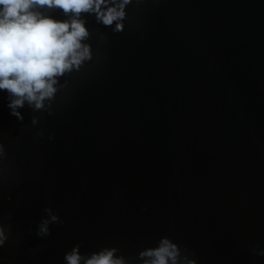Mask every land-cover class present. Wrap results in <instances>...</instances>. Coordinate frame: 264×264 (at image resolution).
<instances>
[{
    "label": "water",
    "instance_id": "1",
    "mask_svg": "<svg viewBox=\"0 0 264 264\" xmlns=\"http://www.w3.org/2000/svg\"><path fill=\"white\" fill-rule=\"evenodd\" d=\"M121 3L80 13L90 57L40 108L3 92L0 264H144L164 238L178 264H264V0Z\"/></svg>",
    "mask_w": 264,
    "mask_h": 264
},
{
    "label": "clouds",
    "instance_id": "2",
    "mask_svg": "<svg viewBox=\"0 0 264 264\" xmlns=\"http://www.w3.org/2000/svg\"><path fill=\"white\" fill-rule=\"evenodd\" d=\"M126 2L122 0L121 9ZM102 4L107 0H0V91L11 97L7 106L13 115L21 118L17 108L25 100L40 108L44 98L55 93L57 77L90 57L89 46L81 43L88 32L78 18L80 13L94 11L106 26L123 17V11L115 5L101 9ZM45 8L73 15L68 20H57L42 14L39 9ZM121 28L117 22L116 29ZM51 219L56 220V216ZM46 224L41 225L42 233L48 231ZM5 239L0 228V246ZM116 252L114 247H104L85 257L79 246H73L64 258L67 264H125ZM140 256L147 257L144 264H178L177 246L166 238L157 247L143 250Z\"/></svg>",
    "mask_w": 264,
    "mask_h": 264
},
{
    "label": "trees",
    "instance_id": "3",
    "mask_svg": "<svg viewBox=\"0 0 264 264\" xmlns=\"http://www.w3.org/2000/svg\"><path fill=\"white\" fill-rule=\"evenodd\" d=\"M2 97H3V91H0V101H1Z\"/></svg>",
    "mask_w": 264,
    "mask_h": 264
}]
</instances>
